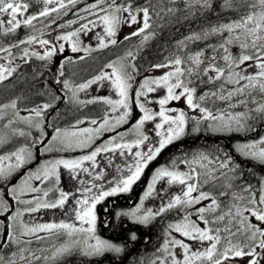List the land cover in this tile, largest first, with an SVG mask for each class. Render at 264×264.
Listing matches in <instances>:
<instances>
[{"label":"snow or ice","instance_id":"snow-or-ice-1","mask_svg":"<svg viewBox=\"0 0 264 264\" xmlns=\"http://www.w3.org/2000/svg\"><path fill=\"white\" fill-rule=\"evenodd\" d=\"M208 14L217 23L190 29L171 50L158 46L162 59L147 68L138 63L166 28ZM21 28L23 38L5 43ZM117 49L82 82L66 76L67 64ZM66 51L77 55L57 62L60 87L36 93L47 100L0 103V264L126 254V244L97 234L98 221L111 224L98 213L131 193L166 149L202 130L258 135L232 151L196 149L155 167L138 203L115 214L163 224L159 246L134 264H264V175L235 155L264 166V0H0V84L33 59L51 63ZM90 106L97 115L61 126L68 112ZM149 200L156 203L145 208ZM57 209L69 219L43 220ZM127 239L136 242V231Z\"/></svg>","mask_w":264,"mask_h":264},{"label":"trees","instance_id":"trees-1","mask_svg":"<svg viewBox=\"0 0 264 264\" xmlns=\"http://www.w3.org/2000/svg\"><path fill=\"white\" fill-rule=\"evenodd\" d=\"M218 3V0H217ZM217 11L219 9L217 8ZM231 14L224 13L221 16V19L226 20ZM209 23L215 24L217 23V16L215 14H208L201 19L195 21L191 25L188 23H182L180 25H176L172 28H166L162 33V39L157 41H153V47L150 49H145L143 53V59L138 60V63L142 64L145 68L148 67V62L150 61H157L158 59H162V56H157V47L163 46L165 43L169 45L171 50V46L174 45L175 41L182 39L184 35H187L192 28H200L205 27ZM179 29L177 31L176 29ZM22 33L20 32V37ZM18 37V35L16 36ZM13 40V38H10ZM10 41L8 38L5 39V43ZM202 46V45H200ZM196 47L195 45L193 46ZM236 52L237 50L234 49ZM43 64H36L33 69L30 66H26V68H21L18 74H15L12 77V80L7 81L9 84V94L7 97L0 98V103H6L10 99L16 98L17 96H23L26 99L22 102L21 107L28 106L31 107L34 103H42L48 98H40L36 99L34 95L36 91L45 92L48 90V84L45 85V79L49 77V72L47 69L44 68ZM81 68L78 67L77 70ZM34 72L43 73L37 79L33 80ZM66 76L74 77L73 74L71 75L69 72H66ZM20 78V94L19 90L17 91L16 86L17 82ZM60 86L58 85L57 88ZM50 89V88H49ZM62 111H67L66 105H60ZM85 112V111H82ZM80 113L78 111L73 110L72 112H68L65 119L70 118L71 116ZM64 121V120H63ZM63 121H61V126H63ZM33 135H36L37 132L35 129L31 130ZM258 135V133L249 134L248 137H244L241 134H233L231 136H221L219 134H212L210 132H205L202 130L200 135H189L186 136L182 141L177 142L176 144L170 146L166 149L161 156L157 159V161H153L150 165L149 170H146L145 177H142L141 182H138V185L133 188V191L128 194H122L118 197L109 198L108 201L105 202V206L108 208V212L100 211L98 214L101 218L107 216L111 221L110 226H105L101 221L97 223V233L103 239H108L113 243L117 244H126L127 248L126 251L128 253V247L130 242L128 241L127 237L130 230H135L138 240L136 241V258L144 255L145 253H151L156 247L160 244V235L161 229L163 224L160 222H156L153 225L148 227L144 226H136L131 224L126 218L116 219L115 214L120 211H126L134 204H136L141 196L147 180L150 179L152 171H154L155 167L159 165L165 164V161H169L170 159L179 156L182 152H189L196 149H208L215 151L217 148H222L226 151H232V146L237 142L244 139H251L253 136ZM187 137H190L188 139ZM169 152V154H168ZM236 155V159L238 162L242 164L243 167L247 168L245 165L247 164L248 168L253 167L254 170L259 175H264V166H260L255 164L252 161L245 160L244 158L240 157L238 154ZM169 156V158H167ZM99 207V206H98ZM123 221L128 222L129 225L121 227ZM63 264H124L122 261L121 256H115L113 254L95 257V258H87L81 255H72L65 258ZM125 264H128L126 262Z\"/></svg>","mask_w":264,"mask_h":264},{"label":"rangeland","instance_id":"rangeland-1","mask_svg":"<svg viewBox=\"0 0 264 264\" xmlns=\"http://www.w3.org/2000/svg\"><path fill=\"white\" fill-rule=\"evenodd\" d=\"M89 2H91V0H89ZM38 10V6L36 5H33L32 7H30V12H35ZM69 18H73L71 17V15L69 17H64L63 19L66 20V19H69ZM6 19V18H5ZM63 22V20L61 21ZM37 27H39V25H37ZM20 32L22 33L21 37L20 38H23L27 33H28V30L27 29H24V28H21L19 29ZM18 30V32H19ZM130 29H128L126 26L122 29V33H127L129 32ZM18 35V34H17ZM45 35L47 36V30H46V33ZM55 35V33H53V36ZM10 38H13V39H18V37H8L9 40H11ZM47 38H51V37H47ZM87 43V41H86ZM92 44L94 45L95 44V41L93 40L92 41ZM36 47L37 50H39V46L36 45L34 46ZM67 47V46H66ZM122 50L120 49H117V50H114V51H110V50H106L105 52H96V53H93L91 57H89L87 60L83 61V62H80V63H77V64H67L66 65V69H65V72H69L71 75L73 74L74 77L71 76V78L73 80H75L77 83L79 82H82L83 79L89 77L90 75H92L97 69H99V67L105 62L107 61L108 59L110 58H114L116 54H120ZM234 51V49H233ZM235 52V51H234ZM77 54H73L71 53L70 51H66L64 54H61V55H58L57 57H54L53 61L51 63H48V62H42V61H38V60H35L33 59V61L31 62L30 65H24L23 68H26V66H30L31 69H33V67L36 65V64H43L44 68L47 69V71L49 72V77L47 79H45V85L48 84V81L50 82V85H48V89L49 88H57L58 85L54 84V80L56 78V76L58 75L56 69H57V62L58 61H62L64 56H75ZM19 62V61H18ZM78 67H81L77 70ZM43 68V70H44ZM19 72V71H18ZM18 72L16 74H18ZM154 75H159L160 73L159 72H156V73H153ZM9 81V80H8ZM6 82V81H5ZM4 82V83H5ZM0 86H2V84H0ZM94 95L97 94V93H93ZM100 95H106L108 93L104 92V91H101L99 93ZM82 98L84 96V94H81ZM258 99H260V97H257ZM179 107H183L184 104H183V101H181L178 105ZM154 107V106H153ZM83 111L85 112H80V113H77L76 115L74 116H71L70 118H67L63 121V126H66L67 123L71 120L74 119L75 116H80V115H84V116H95L97 115V111L98 109L96 108V106H90L88 109H84ZM236 111H243V108H238L236 109ZM23 114V113H22ZM151 128V125H148L146 127V130ZM50 131V130H49ZM108 134H105V136H107ZM193 135H200V134H193ZM221 136H231V135H228V134H219ZM233 135V134H232ZM185 138V137H184ZM188 139H190V137H187ZM80 153L77 152V153H71L70 155H79ZM169 154V152H168ZM159 158V157H158ZM169 158V156L167 157ZM99 159V158H98ZM171 160V159H170ZM169 160V161H170ZM169 161H165V164ZM101 163H103V161H101ZM247 168V164L245 165ZM245 168V167H244ZM109 172H112L113 170L112 169H108ZM67 184L68 182L65 180L63 182V185L65 187V190H67ZM136 186H134V189H135ZM146 187V186H145ZM145 189V188H144ZM143 193V192H142ZM142 195V194H141ZM69 203H71V201H69ZM138 203V202H137ZM155 201H152V200H149V201H146L145 202V208H148V207H154L155 205ZM69 217H66L64 216L60 210H55V212H51L49 211L46 215H43V220L44 221H48V220H56V221H59V220H68ZM122 225L124 226H127L129 225L128 222L126 221H123L121 223ZM98 234V233H97ZM103 239V238H102ZM35 246V245H34ZM106 255H109V254H106ZM89 258V257H87ZM92 258H95V257H92Z\"/></svg>","mask_w":264,"mask_h":264},{"label":"flooded vegetation","instance_id":"flooded-vegetation-1","mask_svg":"<svg viewBox=\"0 0 264 264\" xmlns=\"http://www.w3.org/2000/svg\"><path fill=\"white\" fill-rule=\"evenodd\" d=\"M18 38H20V30L18 32ZM10 80H12V79L10 78ZM33 80H35V79H33ZM9 84L10 83H7V81H6L5 83L2 84V86H0V98H4V97H7L8 96V94H9ZM16 89H17V91L19 90V94H20V78H19V80L17 82ZM37 92H39V91L37 90L36 93ZM34 97L36 99H40L42 97L43 98H48L47 96H39L37 94H35ZM119 224H121V223H119ZM128 248H129L128 249V253L126 251V254H124V255L121 256L122 261H124V264L126 262H128V264H134V262H135V256H136V242H130V245H129ZM107 254H110V253H107Z\"/></svg>","mask_w":264,"mask_h":264}]
</instances>
